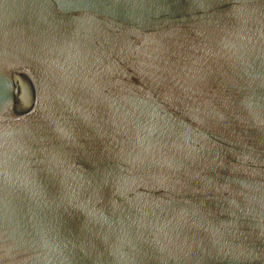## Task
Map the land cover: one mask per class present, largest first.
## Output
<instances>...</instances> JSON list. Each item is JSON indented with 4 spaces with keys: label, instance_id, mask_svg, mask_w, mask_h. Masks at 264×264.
Listing matches in <instances>:
<instances>
[{
    "label": "water",
    "instance_id": "95a60500",
    "mask_svg": "<svg viewBox=\"0 0 264 264\" xmlns=\"http://www.w3.org/2000/svg\"><path fill=\"white\" fill-rule=\"evenodd\" d=\"M0 264H264V0H0Z\"/></svg>",
    "mask_w": 264,
    "mask_h": 264
}]
</instances>
